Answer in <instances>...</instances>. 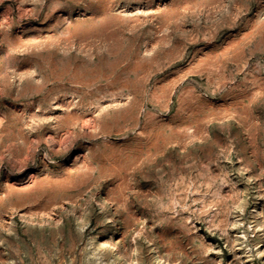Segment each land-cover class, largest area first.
Masks as SVG:
<instances>
[{
    "label": "rangeland",
    "instance_id": "obj_1",
    "mask_svg": "<svg viewBox=\"0 0 264 264\" xmlns=\"http://www.w3.org/2000/svg\"><path fill=\"white\" fill-rule=\"evenodd\" d=\"M0 264H264V0H0Z\"/></svg>",
    "mask_w": 264,
    "mask_h": 264
}]
</instances>
